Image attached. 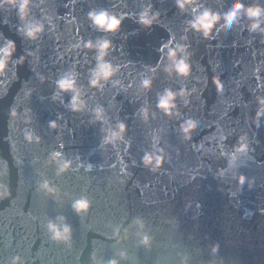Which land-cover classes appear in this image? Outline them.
<instances>
[{"label":"water","instance_id":"water-1","mask_svg":"<svg viewBox=\"0 0 264 264\" xmlns=\"http://www.w3.org/2000/svg\"><path fill=\"white\" fill-rule=\"evenodd\" d=\"M231 3L201 0L202 7L221 14ZM242 3L264 7V0ZM149 5L160 14L151 30L138 23ZM93 10L126 13L121 31L95 29L88 19ZM192 19L191 9L182 13L176 0H30L27 20L18 7L0 6V46L15 41V59L27 61L10 64L0 80V184L11 192L0 200V264H12L14 257L23 264H94L93 256L95 264H264V116L256 126L264 98V35L251 33L242 14L239 24L218 26L214 39L206 40L186 31ZM28 22L44 24L39 39L20 31ZM99 38L112 41L108 60L120 67L119 85L102 90L89 86L96 53L83 47ZM169 39L173 46L189 45L187 79L164 71L168 60L159 49ZM70 71L78 74L87 105L79 113L68 108L70 93L57 95L56 81ZM144 79H152L151 90L142 89ZM182 88L190 93L188 104L178 98L181 115L169 118L157 107L158 95ZM98 106L108 124L94 122ZM142 108L149 109L147 123ZM189 118L199 123L185 140L180 125ZM121 121L127 126L124 141L103 145L102 128ZM26 133L40 142H29ZM241 137L248 151L230 166ZM154 145L166 154L157 173L142 163ZM55 152L72 164L59 175ZM45 180L55 194L40 189ZM82 197L91 209L80 215L72 205ZM61 216L72 228L70 247L52 242L45 227ZM145 234L148 246L141 243Z\"/></svg>","mask_w":264,"mask_h":264},{"label":"clouds","instance_id":"clouds-1","mask_svg":"<svg viewBox=\"0 0 264 264\" xmlns=\"http://www.w3.org/2000/svg\"><path fill=\"white\" fill-rule=\"evenodd\" d=\"M3 4H10L12 6L18 7L20 11V16L22 20H27L29 13L30 0H2L0 6ZM177 7L182 13H187L191 9L193 19L188 22L187 30H194L197 34L202 35L204 39L211 40L214 39L213 33L216 31L218 26L224 29H231L234 24H239L242 14L247 16L251 21L249 25V31L251 33L260 32L264 35V27H261L264 23V7L261 5L245 6L242 0H232L231 5L228 7L227 11L223 14L220 12L213 11L207 7H202L201 0H176ZM159 12L153 13L151 5L147 6L140 14L138 23L151 30L154 25L159 20ZM127 18L126 13H121L119 15L113 14L108 10H93L88 13V19L92 26L102 33L109 35H116L119 33L123 27V20ZM22 34L30 39L37 40L45 32V26L41 22H28L20 30ZM2 36V33H0ZM185 41L187 37L184 38ZM174 40L169 39L167 43H162L159 51L164 54L166 53V58L168 60V65L165 66L164 71L172 76L173 74L178 75L181 78L187 79L191 76L192 66L190 63L191 53H189V45L175 44ZM83 47L89 51H95L96 53V67L90 71L89 86L93 89L102 90L107 84L113 83L114 86L119 85V81L115 80V77L120 72V67L118 65H113L108 57L113 50V43L109 38H99L96 41H87L83 43ZM18 53V46L15 41L6 40L5 44L0 46V80L7 76L9 65L18 64L23 66L27 61L25 56H20L18 60L15 59ZM28 56H33L31 52L27 53ZM165 57L162 55L161 62ZM159 67V64L157 65ZM153 72L156 71L155 68L151 69ZM78 74L75 71H70L64 73L57 81L56 87L59 90L57 95L71 94V101L68 104V108L76 113L86 110V101L83 99V93L78 85ZM43 81V77H41ZM213 83L216 85L218 92H223V84L218 77H213ZM141 87L145 91L151 90L153 87L152 79H144L141 81ZM190 93L186 89H181L179 92H174L171 89H165L162 94L158 95L157 107L169 118L175 115L177 118L180 117V112L177 110V99H183L185 105L187 106V97ZM259 104L261 105L260 110L257 113L256 126L259 127V118L264 116V98H259ZM145 122L149 120V109L142 108L140 110ZM10 115L12 118H17L18 113L15 109L11 110ZM94 122H99L102 125L108 124V119L106 117L105 110L102 107H97L94 109ZM199 121L196 119H187L184 123L180 125V131L183 134L185 140H191L192 132L197 127ZM52 129H56L58 125L53 121L50 123ZM102 132L105 133L102 139L103 145H112L116 147L118 142H123L124 137L127 133V126L124 122H118L115 126H109L107 128H102ZM25 138L32 142L34 139L39 143V138L34 137L32 133H26ZM246 137L240 138L239 147L235 148V152L231 156L230 166L234 165L237 154H244L248 151V145L244 143ZM63 147V145H61ZM154 151L149 153L145 152L142 163L151 172L157 173L163 169L166 163L165 152L161 148H156L154 145ZM52 159L59 162L58 175L68 171L72 164L70 161L64 160L62 158V153L55 152L52 154ZM91 170V166L89 169ZM241 185L244 184L245 178L241 176L239 178ZM40 189L51 194H55L56 190L52 188L47 180L39 185ZM5 198H11V192L7 185L0 184V200ZM73 209L77 214L83 215L90 211L91 202L87 197H82L81 199L75 201L72 205ZM135 223L142 229L144 227L143 221L137 219ZM49 238L52 242L57 244H65L71 246L72 243V228L66 223L64 217H57L55 221L49 220L45 225ZM116 235L119 236V229L116 230ZM141 243L145 246L150 245V238L148 235H143ZM217 249L213 248V252ZM121 257L126 259V254L121 253ZM95 256H93V261L95 264ZM12 264H23L20 257H14ZM109 264H118L116 260H112Z\"/></svg>","mask_w":264,"mask_h":264}]
</instances>
